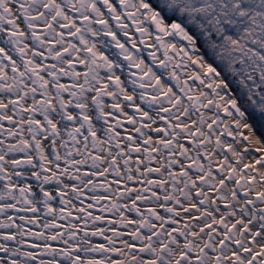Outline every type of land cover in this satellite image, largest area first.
<instances>
[{"label": "snow or ice", "instance_id": "6c2138e0", "mask_svg": "<svg viewBox=\"0 0 264 264\" xmlns=\"http://www.w3.org/2000/svg\"><path fill=\"white\" fill-rule=\"evenodd\" d=\"M0 264H264V0H0Z\"/></svg>", "mask_w": 264, "mask_h": 264}]
</instances>
